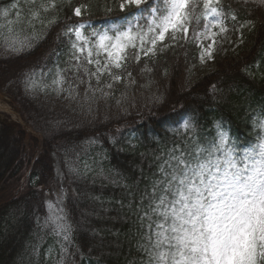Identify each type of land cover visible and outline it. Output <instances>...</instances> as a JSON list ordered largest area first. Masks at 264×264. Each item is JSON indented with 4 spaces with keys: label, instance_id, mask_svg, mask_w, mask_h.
<instances>
[{
    "label": "trees",
    "instance_id": "16d2710c",
    "mask_svg": "<svg viewBox=\"0 0 264 264\" xmlns=\"http://www.w3.org/2000/svg\"><path fill=\"white\" fill-rule=\"evenodd\" d=\"M120 2L61 4L49 11L60 22L47 28L31 49L0 51V90L42 136L40 140L16 123L0 121V264H22L30 256L37 218L46 215V198L72 181L56 176L54 153L76 150L86 139L97 137L107 157L106 175L74 178L65 185L77 248L73 264H144L145 254L138 247L143 230L135 208L141 193L150 190L159 175L158 157L166 158L174 147L192 150L197 140L209 144L219 139L220 131L238 149L249 148L264 135L258 127L264 120V1L220 0L228 37L242 31L244 42L235 50L219 49L213 69L194 81L188 77L201 48L190 31L187 38L158 49L155 56L141 55L139 62L129 59L115 72L122 80L104 89L110 92L108 98L97 92L90 111L86 104L81 107L86 85H79L77 99L68 98L66 92L32 95L26 90L25 78L32 71L66 66L70 43L62 33L67 26L81 20L95 25L122 23L127 14L119 11ZM80 4L89 7L77 18L72 8ZM197 5L198 32L204 9L202 2ZM245 24L249 26L242 27ZM101 79V87L111 82L107 75ZM92 84L96 86L94 78ZM185 121L192 126L190 131H185Z\"/></svg>",
    "mask_w": 264,
    "mask_h": 264
},
{
    "label": "snow or ice",
    "instance_id": "6c2138e0",
    "mask_svg": "<svg viewBox=\"0 0 264 264\" xmlns=\"http://www.w3.org/2000/svg\"><path fill=\"white\" fill-rule=\"evenodd\" d=\"M26 2L32 8L24 21L33 29L34 21H40L46 29L60 22L55 16L45 22L42 14L55 11L61 4L72 7V0ZM151 2L155 6L148 8L145 6L149 0H121L119 11L127 14L123 23L113 22L99 29L87 21L67 26L62 33L70 43L66 66L56 64L54 70L42 72L39 81L35 72L29 73L25 78L26 90L39 86L42 92L54 91L57 95L66 92L68 98L77 99L79 85H86L81 107L86 104L90 111L97 92L108 98L110 92L104 89H112L113 82L122 80L114 69H124L129 59L139 62L141 55L155 56L158 43L169 35L173 41L180 36L187 38L190 31L197 40L206 37L211 43L206 48L199 45L200 59L203 61L205 55L212 58L217 34L213 30L228 31L220 0H202L206 23L199 32L196 29L201 16L196 15V0ZM88 7L75 6L74 16L82 18ZM8 15L5 11V18ZM16 16L19 20V11ZM141 19L146 24L142 25ZM41 35L33 30L30 35L21 36L12 27H7V32L0 28V42L12 52L31 49ZM105 75L111 82L101 87ZM127 75L131 77L132 73ZM48 76H52L51 81L44 83ZM93 78L96 86L92 84ZM183 127L187 132L192 126L185 121ZM258 127L264 131V120ZM218 137L205 145L197 140L192 150L174 147L166 158L163 154L158 157L162 161L158 165L159 175L152 180L150 190L141 193L135 208L143 230L138 247L145 254L144 264H264V135L246 149L235 147L223 131L218 132ZM47 208L48 215L43 223L37 218V224L49 231L59 246L56 264H68L74 257L69 251L74 229L63 199L48 201ZM33 248L37 250L36 246ZM53 251L54 248H49L46 255L51 258Z\"/></svg>",
    "mask_w": 264,
    "mask_h": 264
},
{
    "label": "rangeland",
    "instance_id": "374dc122",
    "mask_svg": "<svg viewBox=\"0 0 264 264\" xmlns=\"http://www.w3.org/2000/svg\"><path fill=\"white\" fill-rule=\"evenodd\" d=\"M255 1H258V0H255ZM31 8L32 6L23 0H13L10 3L1 4L0 5V28H3L4 32H7V27H12L17 32H19L21 36L30 35L31 32L35 30L37 33H42L40 39L43 38L46 28L44 27L42 23H40V21L33 22L34 29L29 28L26 22L24 21V18L29 16ZM5 11L9 13V15L6 18L4 16ZM17 11L20 12L19 20L16 16ZM51 18H52V15L50 13L41 15V19L45 22ZM22 28H23V31H21ZM94 28H98V27H94ZM189 28H190V25H189ZM90 30L91 29H87V31H90ZM213 31H215L217 34L215 36V43L213 44V47H212V53H213L212 58L209 59L207 55H205V59L201 61L200 55H199L198 62L191 68L190 77H188L190 81H194L195 80L194 78L200 75L206 74L213 69L214 55L218 49L221 48L220 51L227 50V49L235 50L238 46L242 45L243 43L241 36H238L237 38L227 39V37H225V33H220L219 29H214ZM180 37H178V39ZM40 39L34 41L33 46ZM176 41H173L169 35L166 37L163 43H158L157 49L164 48L165 44H167L168 46H171L175 44ZM199 42L200 44H203L205 48L208 46L209 43H211V41L207 39L206 37L199 38ZM0 51L1 53L5 51L12 52L10 50H6L2 42H0ZM59 65L61 68H63L61 64ZM52 69L54 70L53 67ZM47 71L48 69L33 71L35 72V79L39 81L41 79V73L42 72L46 73ZM51 79H52V76H48L44 79L43 82L49 83ZM29 92L31 94H37L42 91H40L39 86H38L35 90L29 91ZM43 92L56 93L54 91H48V90H45ZM0 118L8 119L10 121L23 124L24 125L23 127L25 128L27 134H33V133L35 134V131H33L31 128H29L28 126L24 124L21 118V114L18 110V107L15 105V103L8 97V95H6V93H4L1 90H0ZM38 149L39 148H37L35 151H37ZM106 161H107V157H106V153L102 145H99L97 142H95L92 139L86 140L81 145V147L76 150L70 149L68 151H64L61 153H54L56 176H58L59 179H62L63 182L66 180V178L72 179L73 181L75 179H80L86 176H104L106 175L105 171L107 170ZM85 165L88 166L87 171L85 170ZM72 181H68L66 184H72ZM66 184L62 183L60 186V189L56 190L53 193L52 197L46 200V212L47 213L44 217L40 219L41 223H43L44 218L48 215L47 202L51 200L53 201V203H55L57 197H61L63 199V207L65 208L67 216H68V208H67L68 191L65 188ZM72 240H73V234H72ZM33 246H36L37 250L34 251ZM30 247H31L30 256L26 257L22 264H56V262L59 260V256H58L59 246L56 245L55 238L51 236L49 231L42 230L38 224H37V228L34 233V238L32 240ZM49 248H54L53 256L51 258H49L46 255ZM69 251L74 254L75 251L73 250V244L70 247ZM73 261H74L73 258L70 259L68 264H73Z\"/></svg>",
    "mask_w": 264,
    "mask_h": 264
}]
</instances>
